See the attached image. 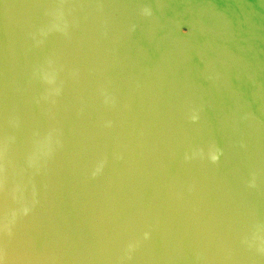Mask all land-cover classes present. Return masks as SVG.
Instances as JSON below:
<instances>
[{
    "label": "water",
    "instance_id": "water-1",
    "mask_svg": "<svg viewBox=\"0 0 264 264\" xmlns=\"http://www.w3.org/2000/svg\"><path fill=\"white\" fill-rule=\"evenodd\" d=\"M0 260L264 264V0H0Z\"/></svg>",
    "mask_w": 264,
    "mask_h": 264
},
{
    "label": "clouds",
    "instance_id": "clouds-1",
    "mask_svg": "<svg viewBox=\"0 0 264 264\" xmlns=\"http://www.w3.org/2000/svg\"><path fill=\"white\" fill-rule=\"evenodd\" d=\"M56 27L58 28L59 26L56 25ZM43 78H44L49 84L53 83V79H54L53 77L48 76L47 74H45ZM219 155H220V151H219V150H216L215 152L210 153V158H211L213 161H216V160L219 158ZM186 159H187V157H186ZM99 171H100V167H96V168L94 169V171L92 172V175H96V173L99 172ZM250 186H252L251 183H250ZM23 212H24V213H27V212H28V208H24V209H23ZM143 236H144V239H147L148 236H149V233H148V232H145V233L143 234ZM134 247H135V244H134V243H130V244L128 245V251H131ZM0 264H3V261H2V260H0Z\"/></svg>",
    "mask_w": 264,
    "mask_h": 264
}]
</instances>
